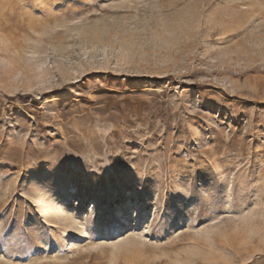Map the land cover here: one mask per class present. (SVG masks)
<instances>
[{"label": "rangeland", "instance_id": "374dc122", "mask_svg": "<svg viewBox=\"0 0 264 264\" xmlns=\"http://www.w3.org/2000/svg\"><path fill=\"white\" fill-rule=\"evenodd\" d=\"M0 264H264V0H0Z\"/></svg>", "mask_w": 264, "mask_h": 264}]
</instances>
